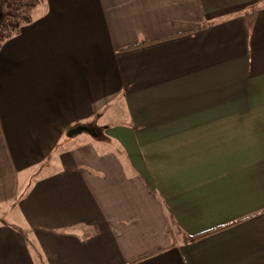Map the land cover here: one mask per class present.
Masks as SVG:
<instances>
[{
    "label": "crops",
    "instance_id": "obj_1",
    "mask_svg": "<svg viewBox=\"0 0 264 264\" xmlns=\"http://www.w3.org/2000/svg\"><path fill=\"white\" fill-rule=\"evenodd\" d=\"M36 1L0 41V264H264V0Z\"/></svg>",
    "mask_w": 264,
    "mask_h": 264
},
{
    "label": "rangeland",
    "instance_id": "obj_2",
    "mask_svg": "<svg viewBox=\"0 0 264 264\" xmlns=\"http://www.w3.org/2000/svg\"><path fill=\"white\" fill-rule=\"evenodd\" d=\"M37 5V1L28 2L25 0H0V41L7 32L19 24V22L25 21L29 18L30 13H32ZM28 12L27 14H21L19 11ZM109 113H112L109 111ZM116 111L112 114L115 115ZM91 129V128H90ZM92 133L89 130L82 131L79 134L74 135L72 138L69 137L68 140H74L75 142H81L82 140H89L92 138Z\"/></svg>",
    "mask_w": 264,
    "mask_h": 264
},
{
    "label": "trees",
    "instance_id": "obj_3",
    "mask_svg": "<svg viewBox=\"0 0 264 264\" xmlns=\"http://www.w3.org/2000/svg\"><path fill=\"white\" fill-rule=\"evenodd\" d=\"M3 24V23H2ZM2 24L0 25V26H2ZM10 35V32H7L4 36H9ZM235 222H233V223H231V224H228V225H224V226H220V227H217V228H215V229H212V230H209V231H206V232H203V233H201V234H196V235H186L185 236V242H194V241H196V240H199V239H201V238H203V237H206V236H208V235H210V234H213V233H215V232H217V231H219V230H221V229H224V228H226V227H229V226H231V225H233Z\"/></svg>",
    "mask_w": 264,
    "mask_h": 264
},
{
    "label": "water",
    "instance_id": "obj_4",
    "mask_svg": "<svg viewBox=\"0 0 264 264\" xmlns=\"http://www.w3.org/2000/svg\"><path fill=\"white\" fill-rule=\"evenodd\" d=\"M85 130H89L88 126L87 125H83V124H79L73 128H71L67 134L69 137H73L74 135L76 134H79L81 133L82 131H85Z\"/></svg>",
    "mask_w": 264,
    "mask_h": 264
}]
</instances>
